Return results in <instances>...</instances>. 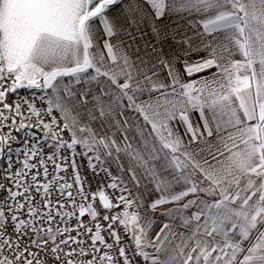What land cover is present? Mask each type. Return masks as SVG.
<instances>
[{
    "label": "snow or ice",
    "instance_id": "snow-or-ice-1",
    "mask_svg": "<svg viewBox=\"0 0 264 264\" xmlns=\"http://www.w3.org/2000/svg\"><path fill=\"white\" fill-rule=\"evenodd\" d=\"M0 264H264V0H0Z\"/></svg>",
    "mask_w": 264,
    "mask_h": 264
},
{
    "label": "built area",
    "instance_id": "built-area-1",
    "mask_svg": "<svg viewBox=\"0 0 264 264\" xmlns=\"http://www.w3.org/2000/svg\"><path fill=\"white\" fill-rule=\"evenodd\" d=\"M22 94H25V95H27V93H23V92H22Z\"/></svg>",
    "mask_w": 264,
    "mask_h": 264
}]
</instances>
